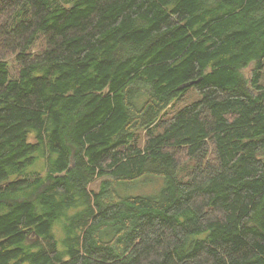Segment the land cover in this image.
<instances>
[{
  "label": "trees",
  "instance_id": "16d2710c",
  "mask_svg": "<svg viewBox=\"0 0 264 264\" xmlns=\"http://www.w3.org/2000/svg\"><path fill=\"white\" fill-rule=\"evenodd\" d=\"M263 74L264 0H0V264H264Z\"/></svg>",
  "mask_w": 264,
  "mask_h": 264
},
{
  "label": "rangeland",
  "instance_id": "374dc122",
  "mask_svg": "<svg viewBox=\"0 0 264 264\" xmlns=\"http://www.w3.org/2000/svg\"><path fill=\"white\" fill-rule=\"evenodd\" d=\"M9 63L12 67L13 63L11 62V59L9 60ZM199 97H200V94L197 92V90L194 87H190L186 92L182 94L181 98L176 101V106L179 107L185 103L194 101L198 99ZM162 182L163 181L160 177L147 176L144 179H142L140 182L134 183L133 184L134 188H132L131 190L137 189L138 191L155 193L160 189ZM96 186L97 184H93L94 188ZM120 190L124 191L123 188Z\"/></svg>",
  "mask_w": 264,
  "mask_h": 264
}]
</instances>
